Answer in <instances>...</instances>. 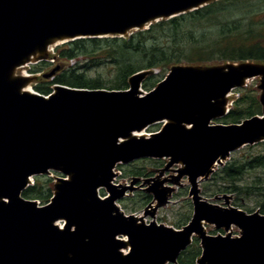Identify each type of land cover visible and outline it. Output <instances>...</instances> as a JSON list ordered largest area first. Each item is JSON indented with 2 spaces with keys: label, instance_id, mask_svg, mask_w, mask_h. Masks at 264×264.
<instances>
[{
  "label": "water",
  "instance_id": "1",
  "mask_svg": "<svg viewBox=\"0 0 264 264\" xmlns=\"http://www.w3.org/2000/svg\"><path fill=\"white\" fill-rule=\"evenodd\" d=\"M214 1L0 0V264H179L194 236L203 248L198 264H264V215L220 209L204 201L198 188L232 152L264 142V114L241 124H212L227 116V96L245 79L264 77V67L178 66L149 94L142 90L148 72H140L131 78L130 91L58 85L49 98L22 93L34 79L12 74L38 47L41 55L32 63L45 59L42 43L48 38L62 37L65 44L126 37ZM260 102L264 106V92ZM161 123L150 138L119 144ZM146 158L170 159L167 169L182 163L194 205L183 229L139 225L135 216L119 212L116 202L136 187L112 184L113 171L119 163ZM51 172L72 175L71 182L60 179L51 204L39 207L22 197L31 177ZM159 187L148 192L163 205L167 194ZM102 188L110 197H99ZM59 219L66 221L64 230L55 224ZM203 223L217 230L235 226L241 238L208 235ZM124 235L131 245L126 256L118 238Z\"/></svg>",
  "mask_w": 264,
  "mask_h": 264
},
{
  "label": "trees",
  "instance_id": "2",
  "mask_svg": "<svg viewBox=\"0 0 264 264\" xmlns=\"http://www.w3.org/2000/svg\"><path fill=\"white\" fill-rule=\"evenodd\" d=\"M52 57L54 64L41 62L31 70L43 74L52 66L59 70L52 80L36 86V91L44 96L52 93L54 85L125 91L129 89L130 79L143 71L151 72L143 82V89L150 92L173 68L183 65L206 68L246 62L264 65V0H218L124 38H86L63 44ZM236 93L239 96L221 123L240 124L263 115L256 90L244 88ZM122 171L127 177H147L143 168ZM258 171L264 174V147L225 166L214 177L213 192L244 195L257 192L263 197L264 178L260 174L250 184L242 185L245 175ZM53 187L54 180L44 176L36 179L22 196L46 205L53 197ZM151 200L152 196L138 193L123 208L135 213ZM260 208L264 215V205ZM188 221L189 217L176 228H183ZM201 256L200 240L194 238L192 245L179 256L178 263L196 264Z\"/></svg>",
  "mask_w": 264,
  "mask_h": 264
},
{
  "label": "rangeland",
  "instance_id": "3",
  "mask_svg": "<svg viewBox=\"0 0 264 264\" xmlns=\"http://www.w3.org/2000/svg\"><path fill=\"white\" fill-rule=\"evenodd\" d=\"M60 45L51 47L47 51V55L45 59H43V61L49 59V61L54 64L55 62H54V59H52L53 58L52 56L55 55L56 49ZM37 60L34 63H37L42 59H37ZM41 62L42 61H40V63ZM247 64H253V65L260 66V67H264V65L251 63V62H247ZM225 65H235V64H225ZM33 66L34 65H30L28 67L18 70L17 75L21 76L22 72H24L25 70L30 73ZM183 66L184 67H195V66H187V65H183ZM219 66H224V65H219ZM54 67L55 66L49 67V69H47L45 73L51 72L52 70L55 69ZM198 68H205V67H198ZM143 72H146V71H143ZM147 72L149 76L151 72L149 71ZM32 78L34 79V81L32 80L33 82H32V85L30 86L31 88L30 91L32 92H36L35 87L40 84H43L44 82L48 80V79H44L41 74H34ZM244 88L256 90L257 96L260 100L264 92L263 91L264 77L260 76V77L250 80L247 84H245ZM143 91L147 93L144 89ZM237 98H238V94L236 93V91L232 92L230 96L227 98L226 106H228L229 104L230 106L229 108H231V105ZM262 108H263V114H264V106H262ZM212 124L213 125L218 124V121L214 120ZM163 126L164 124L152 126L146 130L145 135L146 136L151 135L152 133H155L154 131H160L163 128ZM263 145L264 144H261L259 142V144L257 145L256 144L252 146L248 145V146L240 148L237 151L232 152L231 155L226 159V161H224V164L218 165L210 176H208L207 178L200 179L198 188H199V192H200L202 199L208 202L209 204L219 207L220 209H223V210L236 208V209L244 211L246 214H252V213L261 214L260 206L264 205V196L263 197L258 196L257 192H252L249 195L248 194L247 195L234 194V193L233 194H226V193L214 194L213 189L215 186L214 184L216 182L214 180L215 175L220 173L225 166H227L228 164L232 163L235 160L241 161L244 157H247V155H249L250 153L253 154V153H258L262 151L264 147ZM169 163H170V159L168 158H165V159L146 158V159L136 160L127 165L118 164L117 167L115 168L116 175L113 178V183L119 187L120 186L121 187L131 186L132 184L136 187L135 191L128 192L127 195L123 199L116 202V206L119 212L126 216L132 215V216H135V218H140L137 221L142 222L144 224L155 223L157 225H163V226L170 227L176 230H177L176 228L177 224H181L182 220H185L187 217H189V221H188L189 223L192 220L193 214H194L193 199L190 193L191 184H190L189 178L181 174L180 171L183 168L181 164L174 165L171 168L167 169V165ZM120 167H122L123 170H132V168H143L147 174L146 175L147 177H142V178L141 177H137V178L127 177L126 175H124ZM259 174L261 177L264 178L263 172H260V171L255 172V173L251 172L245 175L242 185L250 184L251 181L253 180V177L255 176V178L257 179ZM45 176L54 180L53 197L55 196V193L57 192V186L61 182L60 179L70 178V176L64 175L61 172H52ZM43 177L44 176L42 175L31 177L30 186H32L35 183L36 179L43 178ZM156 184L160 185L159 187L160 191H166L167 202L163 205H160L158 200L155 199L154 195L148 192V188L155 186ZM138 193H146L152 196V200L150 201L149 205L142 207L140 210H138V212H135V213H133L131 210L130 211L125 210L123 208V205L126 203H129V201L132 200L134 196H136V194ZM99 194L101 197H105L107 195L106 189L101 190ZM250 211L252 212L250 213ZM203 226L205 227V231L207 232V234L211 236L231 235L232 237L236 238V237L241 236L242 234L241 230L235 226L231 227L229 230H221V231L216 230V228L213 225H208L206 223H204ZM123 237L124 236H121L119 237V239L123 240ZM201 243L202 242L200 241V244ZM201 259L202 257L199 260ZM198 261L196 264H198Z\"/></svg>",
  "mask_w": 264,
  "mask_h": 264
},
{
  "label": "bare ground",
  "instance_id": "4",
  "mask_svg": "<svg viewBox=\"0 0 264 264\" xmlns=\"http://www.w3.org/2000/svg\"><path fill=\"white\" fill-rule=\"evenodd\" d=\"M65 41V39H62V37L61 38H48L47 40H45L43 43H42V45L43 46H45L46 48H47V51L51 48V47H53V46H57V45H59V44H61V43H63ZM40 47H38L35 51H34V53H33V55H31V57H30V61H28L25 65H28V64H31L32 63V61L37 57V56H39V55H41V52H40ZM16 67V66H15ZM14 67V69H13V71H12V74H14V77H15V71L16 70H18V69H20L22 66L20 65L19 67H16L15 68ZM16 69V70H15ZM10 79H11V76H10ZM251 79H245L243 82L244 83H248L249 81H250ZM22 93H28V94H32V95H34V92H32V91H30V88H29V84L28 85H24V87L22 88ZM55 94H56V92H55ZM216 102L217 101H213L212 103H211V111L213 112V113H216V109H215V107H217L216 106ZM218 104V103H217ZM226 109H227V107H226ZM167 122V121H166ZM187 127V126H186ZM187 128H191V127H187ZM145 130H141V131H134V132H132L128 137H125V138H121L120 140H119V144L121 145V144H125L128 140H132V139H146L147 138V136L145 135ZM221 161H224V159H222ZM180 164H182L181 162H180ZM183 166V165H182ZM218 166V164H215V166H214V168H216ZM67 181H69V182H71L72 181V175H71V178H69ZM29 184L31 183V180L29 179ZM108 195H109V193H108ZM140 218H136V220H139ZM65 220H63V219H59L58 221H56V225L60 228V229H64V225H65ZM137 224H139V225H143V223L142 222H139L138 221V223ZM204 224V223H203ZM119 237H121V236H119ZM118 237V238H119ZM122 240V239H121ZM123 241H124V245H125V247L120 251L121 252V254L123 255V256H126L128 253H129V251L131 250V245H130V243H129V240H128V237L126 236V235H124V237H123Z\"/></svg>",
  "mask_w": 264,
  "mask_h": 264
}]
</instances>
